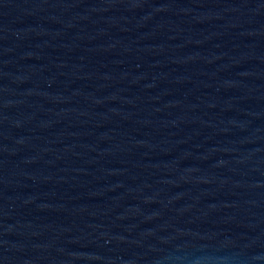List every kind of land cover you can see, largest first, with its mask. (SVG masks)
<instances>
[{
	"label": "water",
	"instance_id": "water-1",
	"mask_svg": "<svg viewBox=\"0 0 264 264\" xmlns=\"http://www.w3.org/2000/svg\"><path fill=\"white\" fill-rule=\"evenodd\" d=\"M0 264H264V0H0Z\"/></svg>",
	"mask_w": 264,
	"mask_h": 264
}]
</instances>
